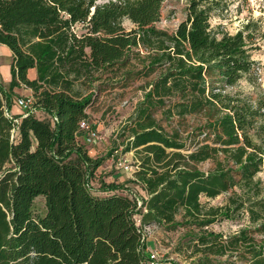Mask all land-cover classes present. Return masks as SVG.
<instances>
[{
	"label": "trees",
	"instance_id": "1",
	"mask_svg": "<svg viewBox=\"0 0 264 264\" xmlns=\"http://www.w3.org/2000/svg\"><path fill=\"white\" fill-rule=\"evenodd\" d=\"M164 1L0 0V45L12 54L11 80L0 82V264H153L144 227L194 229L173 249L185 264H264V187L254 181L264 104L225 93L254 65L243 32L210 28L215 0H187L177 29L159 30ZM139 79L121 137L141 199L96 178L108 157L88 155L79 127L104 93ZM20 87L33 112L9 118ZM228 193L225 206L201 203ZM238 213L248 224L237 233L208 231Z\"/></svg>",
	"mask_w": 264,
	"mask_h": 264
},
{
	"label": "rangeland",
	"instance_id": "2",
	"mask_svg": "<svg viewBox=\"0 0 264 264\" xmlns=\"http://www.w3.org/2000/svg\"><path fill=\"white\" fill-rule=\"evenodd\" d=\"M100 3L108 0H99ZM217 5L210 18V28L216 33L234 35L243 32L245 42L249 49L254 65L252 71L244 75L233 87L225 88V93L231 96L237 95L246 100L254 109L264 104V4L262 0H215ZM187 0H165L161 10L160 21L156 23L159 30L173 33L178 25L186 18ZM123 27L129 31L133 25L128 20H123ZM8 61L0 57V82L7 87L4 79V64ZM145 83L144 79L134 81L125 91L115 90L112 93H104L98 100L97 106L90 111V121L97 133V139L92 145L99 144L100 155L96 158H107L100 166V178L110 177L112 180L123 178L126 189L130 190L139 199L143 198L137 184L128 183L130 177L137 170V160L133 152H123V141L121 137L122 127L133 114L136 103L142 97L140 87ZM22 88V87H20ZM24 88V87H23ZM16 89V88H15ZM26 98L13 96L12 105L15 106L17 99ZM264 113V106L260 109ZM37 117H41L35 112ZM159 117V116H157ZM264 120V119H263ZM258 126V125H257ZM253 133V132H252ZM119 161H125L132 167L133 171L123 172L116 169ZM209 163L199 165L200 170L206 171L210 168ZM129 174V175H126ZM128 178V179H127ZM255 182L264 187V166L254 178ZM127 184V185H125ZM230 193L218 196L215 199L202 198L201 203L205 208L225 206ZM34 211L37 215H43L44 205L40 199L35 201ZM233 220H223L208 228L216 234L230 236L247 226V217L238 213ZM146 239L154 242L153 252L162 260H171L173 263H184L183 257L174 255L173 249L180 243L186 242L194 229L179 228L176 231H165L161 228L152 227L146 230ZM145 239V242H146ZM146 251V248H145Z\"/></svg>",
	"mask_w": 264,
	"mask_h": 264
},
{
	"label": "crops",
	"instance_id": "3",
	"mask_svg": "<svg viewBox=\"0 0 264 264\" xmlns=\"http://www.w3.org/2000/svg\"><path fill=\"white\" fill-rule=\"evenodd\" d=\"M0 57H6L8 59V61L4 64V67H5V71H4V79L5 81H7V83L9 84L10 80H11V75H10V66H11V62H12V54L11 52L9 51V49H7L5 46L3 45H0ZM27 77L30 79V80H34L36 78V72L34 69H31L27 72ZM15 96H24V97H32V92L30 89H25V88H16L13 90ZM41 117L43 116L41 113L37 112ZM10 114L11 115H14V116H18V115H21V110L17 107V106H13L11 107V110H10ZM89 116H90V111L88 112ZM37 116V115H36ZM82 143L86 145V148L88 150V155L91 157V158H96V157H99L101 156L100 155V151H99V144L97 145H92V144H86L84 142V139L82 137L81 139ZM106 162H109V159H107ZM100 167L97 169L96 171V178L97 179H101L103 180L105 183H115V184H121L122 181H125L123 178H118L116 180H112L110 179V177H103V178H100ZM121 171V170H120ZM124 172V171H123ZM126 175H129V174H126ZM128 179V178H127ZM130 180H134V176L130 177ZM127 185V184H125ZM141 192H143L141 189H139ZM144 194V193H143ZM143 198H145V194L142 196ZM156 247L154 242H149L148 239H146V250L147 251H151L153 250V248ZM174 255L178 256L176 253L172 252ZM182 264H185V263H182Z\"/></svg>",
	"mask_w": 264,
	"mask_h": 264
},
{
	"label": "built area",
	"instance_id": "4",
	"mask_svg": "<svg viewBox=\"0 0 264 264\" xmlns=\"http://www.w3.org/2000/svg\"><path fill=\"white\" fill-rule=\"evenodd\" d=\"M15 106H17L21 110V115H26L33 112V98L32 97H26L23 99H17L14 103ZM5 115L9 118H11L10 112H5ZM15 124H18V121H14ZM80 130L83 132V139L86 144H92L97 139V133L93 128V124L91 123L90 119H85L80 122ZM16 129L12 130L13 136L15 135ZM117 170H122L124 172H132L133 169L131 166H129L125 161H119L116 166ZM138 206L141 205L140 201L138 200ZM135 222L137 226H140V217H135ZM144 236L146 237V230H149V228L144 227L143 229ZM146 239V238H145ZM148 260H150L153 264H171V260H162L160 259L155 252L153 251H145Z\"/></svg>",
	"mask_w": 264,
	"mask_h": 264
}]
</instances>
